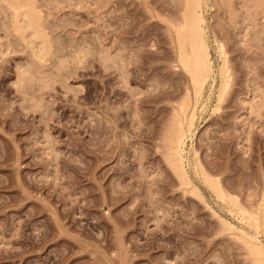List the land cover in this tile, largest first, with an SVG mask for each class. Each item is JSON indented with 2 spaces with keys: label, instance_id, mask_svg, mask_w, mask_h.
Here are the masks:
<instances>
[{
  "label": "rangeland",
  "instance_id": "obj_1",
  "mask_svg": "<svg viewBox=\"0 0 264 264\" xmlns=\"http://www.w3.org/2000/svg\"><path fill=\"white\" fill-rule=\"evenodd\" d=\"M249 1L233 0V18L210 0L208 34L224 44L233 83L221 113L204 114L194 136L202 164L242 202L264 182V117L253 119L241 101L257 95L253 103L263 106L254 109L264 113V19ZM178 2L37 0L52 42L63 45V55L55 52L69 60L66 72L76 67L83 39L98 53H86L77 77L53 76L49 88L36 82L29 93L17 78L31 57L10 35L0 6V264H246L227 236H216L201 205L172 191L165 165L152 154L170 91L174 101L184 84L172 72L168 24L160 18H176ZM122 74L127 86L119 83ZM121 132L132 136V148ZM46 140L58 154L54 161L42 153ZM136 149L146 157L135 160ZM149 167L155 183L143 177Z\"/></svg>",
  "mask_w": 264,
  "mask_h": 264
},
{
  "label": "bare ground",
  "instance_id": "obj_2",
  "mask_svg": "<svg viewBox=\"0 0 264 264\" xmlns=\"http://www.w3.org/2000/svg\"><path fill=\"white\" fill-rule=\"evenodd\" d=\"M216 1H218V3L220 2L222 6L224 5L222 8H229V15L232 14V8H234V5H232L233 0ZM251 1H253V6L255 5L256 7L257 5L258 10L260 9L262 11L259 10L262 15L259 11L258 14L263 20L264 0ZM178 3L180 9L176 18L166 21L165 17L160 18H164V24L165 22L168 24V34L170 35V41L174 52V63L173 66H171L174 71L172 72H178V74L183 77L182 79L180 76L179 79L182 80L179 81L184 80V84L180 85L183 86L181 87L180 97L178 96L179 98H177L176 96V100L174 101L172 99L175 94L170 91L171 96H169L172 98L170 99L172 101H170V112L168 118L165 120L166 122H164L165 125L163 124L164 127L162 126V130L160 129L161 133H159L160 136L157 140L158 143L154 146L155 148L154 151H152V154H159L157 156L161 159L159 161H162L163 163H161L165 165L166 168L164 169H167V173L169 174H166L165 176H170L174 183L170 182L174 186V188L172 187V191L175 190L174 192L179 193V195L176 194L177 196H180L181 199H192L195 201L194 203L201 205L202 208L206 210V213L208 212L210 214L212 220H214L217 225V232H215L216 236L221 237V239H224L222 236H227L233 245L242 252L241 257H243V261L246 264H264V182L262 184V190L260 189L261 192L258 190L260 194L258 193L259 196L257 195V200L255 199L254 202H250L255 198L252 196L258 192L255 193L254 191V194L252 193L253 195H248L249 200L244 198L245 200L242 202L237 192L235 194L233 193L234 190H231L232 188L230 190L227 189V186L225 187L224 184H222L219 176L210 172L202 164L200 153L194 144V136L199 126L198 120L203 118L204 114L212 116L220 112L228 92L230 91L229 89H231V83H233L231 67L224 44L214 35L210 37L208 34L206 13H208L211 8L210 0H179ZM0 6H2L1 8L5 10L7 15L6 21L8 22V25H6L10 35H13L17 42H19L24 49L28 50L31 57L29 65H25L26 67H24V69H20L19 67V78H17L19 79V87L16 86V89L17 87L20 88L19 90L22 88L23 90H26V93H29L27 90H33V84L36 82L40 84L35 85L40 86L42 83V88H49L48 86L50 84L52 85L55 76H67L68 73V77L66 78H69L72 77V75L76 76L77 70L80 69L79 67L84 69L82 65L86 53H89L90 51H92V53H98L96 48L91 47L90 42L89 44L87 43L89 40L86 39V41H84L83 39V42L81 41L82 43L77 45L78 49L75 51L76 54L74 53V59L72 58L76 67H73V69L69 67L70 69L68 68V71L66 72V66L68 67L67 63H69V60L65 57L66 55L56 56V52L61 53V47L63 45L61 44L60 46L58 43L60 47L58 49L57 46L55 47L57 43L54 44L55 41L54 43L52 42L53 38L51 39L50 33L48 32L49 29L45 25L44 15L42 9L37 4V0H0ZM226 13L228 15V12ZM232 15L234 17L230 16L235 18L236 14ZM233 18L229 20H233ZM246 27L247 25L245 26V30L248 28ZM247 33L244 32V34H242L243 38L246 37ZM64 47L63 49H65ZM58 50H60V52ZM99 50L101 51V49ZM104 52L105 51L103 50V54ZM9 53L10 52L6 54ZM52 58L54 59L53 62L51 61ZM50 65L51 67L49 68ZM47 67L51 71L50 74H48L49 69H47ZM106 68L109 69V67ZM63 72H66V75L65 73L63 74ZM75 76H73L74 79ZM154 81H152V83H156V81ZM119 83L124 86L128 85L127 74H122L119 77ZM79 88L80 91L83 90L82 87ZM105 89L107 91V88ZM179 91L180 89L176 91L177 94ZM31 92L32 91H30V94ZM254 93L255 92H253V94ZM166 96L168 95L166 94ZM256 97L258 98L257 95ZM247 98L249 97L247 96ZM254 99L255 96L254 98L252 97L241 101L246 105H244V108L246 107L245 110L250 115H253L252 118L255 117V120L259 121L258 119L264 116H261L263 112L259 114L261 109L258 110V108H261L263 105L261 106L256 102L261 107L257 105L258 108L256 107L257 109H254V105L256 104L255 102V104L253 103V101L256 100ZM145 102L143 101V104H145ZM148 103H150V101ZM36 106H38V104ZM47 110H45V112L49 111ZM112 110L115 112L117 108L113 107ZM115 120L117 121V118ZM205 120L206 117L203 122ZM136 125L134 126L136 127ZM246 130L248 129L246 128ZM121 135V137H123L122 139H125V143L130 146L132 143L131 140L133 139L132 136L130 137L126 132H123ZM121 141L119 144H121ZM40 144H42V153L46 159L51 158L53 161L57 159L58 154L56 152L54 153L53 148L50 147L47 140ZM137 151V149L133 151L134 159L139 157V159L135 160H142V155L146 157V151L144 154L141 153L142 155ZM145 157L144 159H147ZM155 171L156 169L152 170V167L144 170L143 177L146 182H156L153 180H156L157 178V171ZM170 177L167 178L170 179ZM246 189H249V187ZM250 192H252V189ZM247 194L248 193H246V195ZM189 199L187 200L192 201ZM246 201H249V203L247 204ZM157 207L158 208L155 207V212L161 213L159 210L161 207ZM194 211L195 210H193V212ZM199 224L200 223L197 225ZM196 228L199 229L200 227Z\"/></svg>",
  "mask_w": 264,
  "mask_h": 264
}]
</instances>
